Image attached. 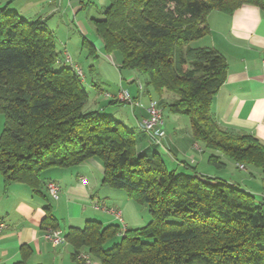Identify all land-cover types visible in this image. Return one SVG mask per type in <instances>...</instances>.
<instances>
[{"label": "trees", "instance_id": "trees-1", "mask_svg": "<svg viewBox=\"0 0 264 264\" xmlns=\"http://www.w3.org/2000/svg\"><path fill=\"white\" fill-rule=\"evenodd\" d=\"M244 4L264 8V0H110L94 21L105 51L120 53L121 68L142 75L144 90L152 88L163 113L190 118L195 140L211 152V165L225 168V157L239 169L261 172V195L198 175L195 168H171L159 153L139 152L136 132L125 122L86 110L85 78L60 58L58 38L42 17L28 20L9 3L0 4L5 182H27L39 191L44 170L97 158L105 186L149 207L151 220L124 232L97 220L70 228L66 239L76 255L85 248L101 264H264V143L216 122L213 98L226 80L227 63L217 49L195 45L210 34L212 11L232 14ZM82 47L97 57L87 39ZM45 226L57 229L52 214ZM22 252L23 259L13 264H29L30 248Z\"/></svg>", "mask_w": 264, "mask_h": 264}, {"label": "crops", "instance_id": "crops-1", "mask_svg": "<svg viewBox=\"0 0 264 264\" xmlns=\"http://www.w3.org/2000/svg\"><path fill=\"white\" fill-rule=\"evenodd\" d=\"M16 1L0 0V4L9 3L12 8ZM33 2L36 7L31 11L25 10L21 13L15 7L12 9L28 20L42 17L46 25L56 34L58 41L63 35L69 41L76 37L67 24L68 20L65 21V15L72 13L77 17L82 10L89 11L90 8L103 6L105 10L102 9L99 13L103 16L110 5V0H34ZM58 16H61V19ZM86 18L85 20L83 17L80 22V28L84 33L83 39L93 44L97 57L89 56L81 46L80 57L76 59L65 45L64 61L69 54L84 71L79 60L82 56H86L89 72L94 73L99 62L108 56L116 61L117 65L113 66L118 70L116 85L113 84L114 90L110 91L99 87L95 84V80H91L85 74L84 80L90 83L89 87L92 89L88 90L90 109L107 110L110 115L125 124L131 123V126H128L136 132L138 151L148 157L159 153L161 158L163 155L167 158L171 168L189 172H193L195 168L198 175L222 178L261 195V180L257 183L253 175L251 179H247L234 176L231 172L232 178H229L231 176L228 173V165L230 166L233 161L223 157V161L226 162V167L223 169H217L210 164L211 152L195 140L188 116L174 114L165 109V136L161 145L155 144L153 137L143 130L142 120L148 116L146 107L150 100L160 103V99H156L155 92L148 85L143 92L139 90L138 83L144 82L142 75L121 68L120 53L108 54L105 51L103 41L95 30L94 20L99 18L91 13ZM208 23L210 34L196 41V44L217 49L227 63L226 80L213 98V116L219 125L233 132L250 133L264 143V8L254 4H244L232 14L215 10L209 14ZM83 26L90 31H84ZM95 34L96 37H93ZM72 42L76 43V39ZM99 78L103 76L100 77L99 74ZM121 87L127 89L135 100L140 101L142 107L127 104L128 111L125 113L122 105H114L122 103L117 97ZM3 129L4 116L0 113V136ZM233 163L238 168L237 163ZM190 165L192 168L189 167ZM217 172H220L221 176ZM258 173L262 178L261 172ZM103 178L104 166L97 158H91L70 168L51 167L44 170L41 173L39 191H34L27 182L6 183L0 170V219L6 223V228L0 237V264L21 261L24 247L30 248L26 258L29 264H81L74 245L66 239L70 228H83L91 220L100 221L104 226L115 224L126 229L141 227L145 214L140 217L141 213H125L126 205L133 200L124 190L105 186ZM51 181L60 186L58 199L52 198L48 191L47 183ZM252 182H255L256 186ZM119 199L126 202L123 208L118 203ZM102 203L106 205V210L100 208ZM111 209L116 213H112ZM49 214L56 219L57 229L62 231L64 237V241L58 245H54L46 238V228L49 226H45V223ZM95 263L101 264L98 260H95Z\"/></svg>", "mask_w": 264, "mask_h": 264}, {"label": "rangeland", "instance_id": "rangeland-1", "mask_svg": "<svg viewBox=\"0 0 264 264\" xmlns=\"http://www.w3.org/2000/svg\"><path fill=\"white\" fill-rule=\"evenodd\" d=\"M33 1L34 0H17L12 5V8L13 7L17 8L18 10H20L21 13L25 12V10L31 11V10H33L36 7L35 2H33ZM45 4L48 5L47 2H45ZM99 7H102V8H95V9L90 8L89 11L88 10H82L80 12V14L77 15V17H74L72 15V13H69L68 15H65L64 16L65 21L68 20L67 24H69V27H70V29L72 31V34H74L76 37L71 38V40L69 41V39L63 35V37H61V39L63 41L61 39H59V41H58V50L60 52V58H62V59L64 58L63 51H64L65 45L69 48L70 54L74 58L77 59V58L80 57L81 46H82L83 40H84L83 39L84 38V36H83L84 33L82 32V30L80 28L81 19L83 17H85V20H86L87 19L86 17H87V15L89 13L93 14V16L96 17V18L102 17V15H100L99 13L102 11V9L105 10V8L103 6H99ZM58 18L61 19V16H58ZM61 23H63V21H61ZM83 28H84V31L85 30L90 31L89 29H86L85 26H83ZM93 37H96V34H95V36L93 35ZM75 39H76V43L72 42ZM195 45L198 46L199 44H196L195 43ZM106 57L107 58H103L99 62L98 66H97V71L94 72V73H90L89 72V64H88V60H87L86 56H82L79 61L82 64V66L84 68V71H85V74H86V76L88 78H90L91 80H95L96 81L95 84H97L99 87L104 88V89L110 91V90H114L113 89L114 88L113 87V84L116 85V78H117V75H118V70L116 69L115 66H113V65H117L116 61L112 57L111 58H108V56H106ZM98 73L100 74V77L102 75L103 78L100 79ZM89 84L90 83H88L86 80H84V82H83L84 87L87 90H90L91 91L92 89L89 87ZM121 90H123V87L120 88V91ZM117 97L119 98V95ZM121 102H122L121 104L120 103L119 104L117 103V104H114V105H122V107H124V111L126 113L128 111V106L129 105L125 104V102H123V101H121ZM90 107H91V105L88 102V104H86V110H89ZM108 112L109 111H107V110L106 111L105 110H102L101 111V114L102 115H106V114H109ZM130 124H128V125H130ZM150 155H153V154H150ZM162 159L163 160L165 159L166 164L169 166V163L167 161V158L164 155L162 156ZM228 167H229L228 168L229 169V172L228 173L231 176L229 178H232V173H233L234 176L237 175V177H241V178L245 177L247 179L248 178L251 179V177L253 175V177H255L257 183H260V180H261V178L259 176L260 173H258V171L256 169H254L252 167H249L247 169L241 170V169L236 168L237 166H235V164L233 162H231V165L230 166L228 165ZM212 169H215V168H212ZM223 173L224 172H222V174ZM217 174L219 175L220 172H217ZM219 176H221V175H219ZM223 176H225V175H223ZM253 183H255V182H252V184ZM253 185L256 186V183L253 184ZM118 201H119L118 203L120 204L121 208H123V204L125 205L126 202L124 203V201L122 199H119ZM121 202H123V203H121ZM124 212L125 213H141L140 214L141 215L140 217L144 216V214H145V220L143 221L142 226L145 225V224H147L150 221V219H151V214H150L149 207H148L147 204L141 205V204H138V203H136L134 201H131V203H129L128 205H126V207L124 209Z\"/></svg>", "mask_w": 264, "mask_h": 264}, {"label": "built area", "instance_id": "built-area-1", "mask_svg": "<svg viewBox=\"0 0 264 264\" xmlns=\"http://www.w3.org/2000/svg\"><path fill=\"white\" fill-rule=\"evenodd\" d=\"M66 62L70 63L76 72L82 77L85 78V73L83 69L76 63L73 62L72 57L67 54ZM264 64V57H263ZM139 90H144V86L141 82L138 83ZM110 95V94H108ZM119 100L128 103L132 106H141L142 103L138 100H135L127 89H123L120 91ZM148 116L142 120V126L144 131L149 133L157 143H160L165 136L164 130V113L163 109L160 106L159 102L156 100H150L149 105L146 107ZM241 169H245L244 165H239ZM47 188L54 199H58L60 196V186L56 182L47 183ZM100 208L106 210V205L104 203L100 204ZM112 213H116L114 209H111ZM6 228V223L0 219V237L2 236L4 230ZM125 227H123L122 231H125ZM123 231V232H124ZM122 232V233H123ZM46 238H48L54 245H58L64 241V237L62 235V231L59 229H54L52 227L46 228ZM77 258L80 260L81 264H96L95 259L92 254L88 250L79 251Z\"/></svg>", "mask_w": 264, "mask_h": 264}]
</instances>
